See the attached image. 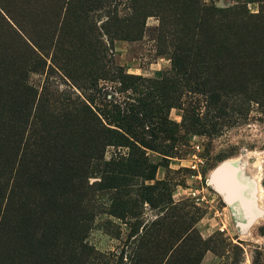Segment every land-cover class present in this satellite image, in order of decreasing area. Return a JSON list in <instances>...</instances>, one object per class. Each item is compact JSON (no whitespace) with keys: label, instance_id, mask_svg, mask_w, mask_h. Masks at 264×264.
<instances>
[{"label":"rangeland","instance_id":"374dc122","mask_svg":"<svg viewBox=\"0 0 264 264\" xmlns=\"http://www.w3.org/2000/svg\"><path fill=\"white\" fill-rule=\"evenodd\" d=\"M0 264H264V0H0Z\"/></svg>","mask_w":264,"mask_h":264},{"label":"trees","instance_id":"16d2710c","mask_svg":"<svg viewBox=\"0 0 264 264\" xmlns=\"http://www.w3.org/2000/svg\"><path fill=\"white\" fill-rule=\"evenodd\" d=\"M14 84V83H13ZM27 89L29 90V93H28V97H30V90H32V88H29L27 86ZM20 106H23V108L25 109L24 105L20 104ZM22 110L18 111V113H21Z\"/></svg>","mask_w":264,"mask_h":264},{"label":"bare ground","instance_id":"6f19581e","mask_svg":"<svg viewBox=\"0 0 264 264\" xmlns=\"http://www.w3.org/2000/svg\"><path fill=\"white\" fill-rule=\"evenodd\" d=\"M258 178V177H257ZM257 193L259 194L260 193V189L258 188V190H257Z\"/></svg>","mask_w":264,"mask_h":264}]
</instances>
